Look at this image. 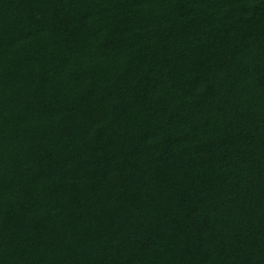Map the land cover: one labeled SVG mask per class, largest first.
<instances>
[{
    "label": "trees",
    "instance_id": "trees-1",
    "mask_svg": "<svg viewBox=\"0 0 264 264\" xmlns=\"http://www.w3.org/2000/svg\"><path fill=\"white\" fill-rule=\"evenodd\" d=\"M0 264H264V0H0Z\"/></svg>",
    "mask_w": 264,
    "mask_h": 264
}]
</instances>
